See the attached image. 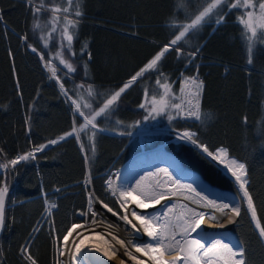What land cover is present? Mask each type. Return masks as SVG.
<instances>
[{
  "label": "trees",
  "instance_id": "obj_1",
  "mask_svg": "<svg viewBox=\"0 0 264 264\" xmlns=\"http://www.w3.org/2000/svg\"><path fill=\"white\" fill-rule=\"evenodd\" d=\"M41 2L32 0L36 6ZM210 2L73 0L68 5L66 0H43L49 9L69 8L67 14H57L56 20L51 11L34 16L25 0H0L3 14L0 21V163H7L41 144L48 145L43 152L36 153L35 159L7 171L0 169V185L4 178L9 188L1 235V264H30L20 253L25 245H30L28 251L37 264H57L59 241L56 237L62 240L72 223L88 217L90 190L99 200L115 206L105 186L110 172L122 166L137 150L158 145L169 137L163 133L139 136L136 134L139 129L191 128L200 143L209 149L226 147L231 156L246 164L249 191L264 222V36L258 30L252 62L248 63L244 27L238 19L244 15L243 10L225 8L220 13L224 15L221 23L216 22V16L207 19L180 42L184 55L178 58L175 49L170 50L159 62L158 71L146 72L126 89L115 106L97 118L100 128L114 133L96 130L95 153L87 141L90 132H82L79 142L67 137L54 145L48 143L71 131L74 124L79 129L83 123L69 109L57 82L49 76V67L55 68L59 82L72 97L76 100L83 97L82 108L86 102L98 110L178 34L181 24L190 23ZM77 10L83 15L76 17L73 13ZM65 15L67 20L78 21L75 27L68 26L74 37L70 49L62 36ZM24 36L28 37L27 41ZM197 49L195 58L189 62L187 54ZM61 57L76 72L69 73L59 63ZM195 69L199 81H203L201 108L211 114V119L201 122L176 117L170 121L168 115L175 117L171 109L155 119H144L148 110L140 105L145 102V89L149 99L153 94L159 98L162 92L156 84L159 79L161 83L167 81L178 96L183 78ZM88 85H92L93 97L88 96ZM137 121L140 123L136 124ZM166 147L205 177L232 187L230 178L194 146L171 141ZM89 176L90 186L85 183ZM236 187L237 191L232 189L241 199ZM241 203V216L234 218L230 229L246 248V264H264V242L255 230L246 201ZM49 205L56 206L51 216L46 215Z\"/></svg>",
  "mask_w": 264,
  "mask_h": 264
},
{
  "label": "snow or ice",
  "instance_id": "obj_2",
  "mask_svg": "<svg viewBox=\"0 0 264 264\" xmlns=\"http://www.w3.org/2000/svg\"><path fill=\"white\" fill-rule=\"evenodd\" d=\"M66 2L68 5H71L73 0H66ZM25 3L32 8L34 16H39L42 11H51L53 19L58 20L59 16L57 14L61 12L67 14L69 12V8L67 7L64 9H61L58 6L50 9L46 8L43 4V0L40 6L34 5L32 0H25ZM225 8L229 11L243 10L244 12V15L238 17V19L244 27L245 40L247 42L246 50L249 56L248 63H251L254 45L257 42L258 30L261 36H264V0H211L210 3H207V6L198 11V14L194 15V18L191 19L190 23L181 24V30L178 31V34H176L168 44L164 45L161 50L140 69L139 72L128 80L127 83H125L118 91L113 92L98 110H94L92 105L86 102L83 104L82 108V96L79 100H71L76 113L82 118L83 123L80 125L79 129L74 124L71 131L64 133L58 138V140H50L48 143L54 145L59 141L65 140L67 137H74L79 142L82 132H90V135H87V141L91 147V151L95 153V136L96 130L98 129L96 123L97 118L105 116L115 106L121 97V94L132 86L138 78H143L146 72L158 71L159 62L166 53L170 52V50L175 49L178 58L184 55L179 47L180 42L185 40L189 33L197 30L202 23L206 22V20L212 16H216V22L221 23L224 20V15H221L220 13ZM73 14L76 17L83 15L79 10L75 11ZM2 20L3 14L0 12V21ZM65 20L66 23L62 36L66 38L68 48L70 49L74 37L68 31V26L71 25L75 27L78 21L67 20L66 15ZM37 27H39V25H37ZM53 31H55V27H53ZM49 35H51V33H49ZM23 39L27 41L28 37L24 36ZM44 43L45 46H47L48 41L45 39ZM32 51L35 52L36 48H32ZM198 51L199 49L187 54L190 57L189 62L195 58ZM71 55H75V53H71ZM59 63L64 65L69 73L76 72V68L71 63L65 61L62 57L59 59ZM52 75L55 79L59 80V77L56 76L55 68H52ZM18 83L19 81L17 80V84ZM156 84L162 89L159 98L153 94L149 99L148 90L145 89V102L140 105L141 108H147L148 110V115L145 116L144 119H148L149 117L155 119L156 116L168 113L170 109L175 112V117L168 115L170 121L176 117L194 119L201 122L212 118L211 114H206L202 111L200 96L203 89V81L198 82V77L185 78L183 85L179 90V96L172 92L171 85L167 81L161 83V81L157 79ZM189 86L196 89V91L188 92V95L193 97L192 99H186L185 97L186 88ZM60 87L64 91V94L67 95V90L64 89L62 83L60 84ZM79 87L83 88L84 86L80 85ZM87 92L89 97L95 95L92 90V85L87 86ZM244 122L247 123L246 117L244 118ZM139 123L140 121L136 122V124ZM179 139L196 145L197 148L202 150L207 157L226 167L238 183L241 193V201H246L247 210L250 213L252 221H254L255 230H257L258 236L261 240L264 241V222H262L261 217L258 215L253 194L249 191L246 164L232 158L226 147L221 146L214 151L209 150V147L206 144L200 143L196 133L192 131L186 130L182 132ZM47 146V144H41L38 147H35L32 151L23 155H18L7 163H0V169L7 171L10 168L14 169L15 166L21 162L35 159L36 153L43 152ZM83 148L84 144L81 143L82 151ZM0 155H2V149H0ZM85 158L87 160V154H85ZM174 171H176L179 176L184 175V170L178 166L174 168ZM158 173H163L167 177V180H157L150 186L144 185L145 180L156 176ZM85 183L90 184V178L86 179ZM107 186L111 195L117 197V189L113 188L111 180L107 181ZM8 191L7 183L0 186V228H3L5 223L6 197ZM183 192L188 193L186 197L187 200L192 201L195 205H202L203 208L198 209L195 206L189 207L188 204H180L179 207L182 211L177 214L175 211L177 204L169 203L163 213L151 217L141 215L135 209L131 211V216L142 226L143 233L152 240L151 243L143 245L133 243L132 249H134L136 253H143L145 257L150 258L152 264H246V248L242 242L238 241V246H236L231 242L226 243L223 239L209 237L208 234L200 235L198 233V230L200 232L204 231L201 225L206 214L213 216V218H217L215 216L216 211L224 213L226 210H230L235 213L237 217H240V203L232 204L231 202H225L222 198H210L209 195L205 194V190H198L197 184L186 183L182 179H178L177 176L173 175V171H170L169 168H159L155 172H147L143 176H140L139 179L135 180L134 186H124L118 190V199L120 201L119 206L121 209L125 210V214L120 218L130 225L136 233H140L141 229L137 228V225L128 217L126 206L129 201L134 203L139 209H147L154 205H160L162 201L168 200L170 196L174 197L177 196L178 193ZM94 199L108 212H113V209L110 208L108 204L104 203L103 200L94 198L92 193H89V211L93 217L97 215V213L92 210ZM54 207L56 206L49 205L46 208V212L49 216H51L52 208ZM93 223H95V220ZM82 227L83 225L73 224L71 228L67 230V234L62 237V240L56 237L59 241V256L63 257L67 254L70 257L68 264H83L81 257L83 256V249L89 247V245L86 244L89 237L79 238L82 234L77 233L79 242L77 243L76 240H73V248L68 247L70 237L73 236L74 232H77V229ZM35 231H38V229ZM193 233L198 234L197 236H193ZM119 243L123 245L124 241L120 240ZM29 247L30 245L23 246L20 249V253L30 262V264H37L36 259L28 251ZM90 248L93 251L101 252L105 257L109 258H114L116 254L115 252L109 251L108 248L102 247L98 244H92ZM168 252H175L177 254L173 256L171 260H167L165 259V254ZM125 255L130 257L135 264H146L145 260L139 259L136 255H133L131 250H126ZM57 264H60L59 260ZM121 264H123V262H121Z\"/></svg>",
  "mask_w": 264,
  "mask_h": 264
},
{
  "label": "bare ground",
  "instance_id": "obj_3",
  "mask_svg": "<svg viewBox=\"0 0 264 264\" xmlns=\"http://www.w3.org/2000/svg\"><path fill=\"white\" fill-rule=\"evenodd\" d=\"M52 68L49 67L50 73L52 74ZM57 76V74H56ZM160 130V129H159ZM156 130V131H159ZM160 130V132H165ZM177 130V129H176ZM170 131L169 134L173 136V140L175 141H182L179 139V136L182 132L186 130H168ZM191 131V130H188ZM194 132V131H192ZM190 143L188 141H185ZM192 144V143H190ZM194 145V144H192ZM197 150L202 152L196 145H194ZM211 150V149H209ZM213 151V150H211ZM203 153V152H202ZM203 155V154H202ZM206 155V154H205ZM232 157V156H231ZM235 158V157H232ZM211 159V158H210ZM236 159V158H235ZM212 160V159H211ZM215 162L218 167L224 171L225 174L230 176L235 182V178L231 175V173L226 169L224 165ZM179 167L184 170V175L179 176L177 172L174 171V168ZM159 168H169L170 171H173V175L177 176L178 179H182L186 183H195L198 185V190H205V194L209 195L210 198H222L225 202H231L232 204L240 203L241 199L240 196L232 189H227L220 187L218 185L213 184L210 180H208L204 175L194 169L189 168L181 158L173 151L168 150L165 146H159L156 149H149L140 151L137 154L132 155L122 166L119 168L114 169L110 172L105 180V184L107 186V181L111 180L113 184V188L117 189V197H114L120 205V201L118 199V190L124 186H134L135 180L139 179L140 176H143L147 172H155ZM165 181L167 177L163 173H158L154 177H150L144 181L145 186H150L155 183V181ZM238 186V183L236 182ZM108 187V186H107ZM239 188V186H238ZM109 190V189H108ZM89 193H92L94 198H97L94 194L93 190H90ZM188 193H178L177 196H170L168 200L162 201L160 205H154L147 209H139L137 206L129 201L127 207V214L129 219H132L133 223L137 225V228L141 229L140 233H136L134 229L131 228L122 217L125 214V210L121 209V213L113 209V212H108L104 209L96 200H93L92 210L97 213V221L93 223V221L80 220L78 222H74L71 224H79L83 225L82 228L77 229V232L73 233V236L69 239V248H73L72 241L76 240L79 242L77 237V233L82 234L79 238L89 237L86 241V244L89 247L83 249V256L81 259L83 260V264H92L89 259L90 253L93 251L91 250L90 246L92 244H98L102 247H106L111 252H115L114 258L105 257L101 252L100 255L109 263V264H135V262L128 256L125 255L126 250H131L133 255H136L139 259L145 260L146 264H152L150 258L145 257L143 253H136L134 249H132L133 243L138 244H147L151 243L152 240L142 231V226L139 224L131 216L132 210H137L141 215H147L149 217L153 215H159L166 210V207L169 203H176V213L179 214L182 209L179 207L180 204H188L189 207H197L198 209H202V205H195L192 201L186 199ZM115 207V206H114ZM120 207V206H119ZM117 208V206H116ZM88 210H89V197H88ZM215 216L217 218H213L211 215H205L203 223L201 225L203 232L198 230L200 235L208 234L209 237H216L223 239L226 243L231 242L233 245L238 246V241L241 242L237 236V234L230 229V223L236 217L235 213L231 212L230 210H226L224 213H220L219 211L215 212ZM69 227V229L71 228ZM198 233H193V236H197ZM67 232L65 233V235ZM120 240L124 241V244L121 245L119 243ZM177 253L175 252H168L165 254V259L171 260L173 256ZM70 261V257L66 254L62 257V264H68Z\"/></svg>",
  "mask_w": 264,
  "mask_h": 264
},
{
  "label": "water",
  "instance_id": "obj_4",
  "mask_svg": "<svg viewBox=\"0 0 264 264\" xmlns=\"http://www.w3.org/2000/svg\"><path fill=\"white\" fill-rule=\"evenodd\" d=\"M154 129V130H153ZM153 129H150V132L152 133H158L156 130L158 129H166V130H176L174 128H170V127H158V128H153ZM98 130L102 131V132H106V133H114L112 131H109V130H106V129H102L98 126ZM160 133H163V134H168V133H165V132H160ZM171 141H174L172 137H168L166 138L165 140H163L162 143L158 144V145H155V146H150V147H147V148H143V149H140V150H137L136 152H134L132 155L134 154H137L139 153L140 151H143V150H149V149H156L158 148L159 146H165L166 147V144H168L169 142ZM185 142V141H184ZM187 143V142H186ZM190 144V143H188ZM192 145V144H190ZM194 146V145H192ZM195 147V146H194ZM167 148V147H166ZM196 148V147H195ZM169 150V149H168ZM199 151V150H198ZM202 153V152H201ZM204 156H206L204 153H202ZM132 155H130L129 157H131ZM128 157V158H129ZM207 157V156H206ZM127 158V159H128ZM209 158V157H207ZM210 159V158H209ZM211 160V159H210ZM213 162V160H211ZM243 161V160H242ZM244 162V161H243ZM215 163V162H213ZM216 164V163H215ZM217 165V164H216ZM218 166V165H217ZM221 170V169H220ZM90 178V176L88 177V179ZM5 183V179L3 178L2 182H1V185L2 186L3 184ZM9 189V188H8ZM8 197H9V191H8V194H7V197H6V208H7V203H8ZM6 211V210H5ZM254 222V221H253ZM240 223V222H239ZM4 227V226H3ZM2 231H3V228H0V264H1V260H2V256H1V235H2ZM264 242V241H263ZM89 259L90 261L92 262V264H109L101 255L99 252L97 251H92L90 253V256H89Z\"/></svg>",
  "mask_w": 264,
  "mask_h": 264
},
{
  "label": "rangeland",
  "instance_id": "obj_5",
  "mask_svg": "<svg viewBox=\"0 0 264 264\" xmlns=\"http://www.w3.org/2000/svg\"><path fill=\"white\" fill-rule=\"evenodd\" d=\"M52 79H54L56 82H58V80L57 79H55L54 77H53V75L50 73V75H49ZM186 77V76H185ZM184 77V78H185ZM184 78H183V80H184ZM182 85H183V81H182ZM181 85V86H182ZM68 107H69V109L71 110V112H76L75 110H74V108H73V105H68ZM168 127H170V126H168ZM150 129H153V128H149V129H139V130H137L136 131V134H138L139 136L140 135H143V134H146V133H151L150 132ZM184 130H191V131H194V130H192L191 128H183ZM154 130V129H153ZM159 130V129H158ZM180 130H182V129H180ZM180 130H175V131H180ZM162 131H166L168 134V136L169 137H172L173 138V136L172 135H170L169 134V132L170 131H168V130H166V129H163ZM183 131V130H182ZM158 133H160V130L159 131H157ZM194 133H195V131H194ZM173 142H180V141H173ZM184 142V141H183ZM168 149V148H167ZM170 150V149H169ZM172 151V150H171ZM200 152V151H199ZM201 153V152H200ZM202 154V153H201ZM233 157V156H232ZM238 160V159H237ZM239 161V160H238ZM240 162V161H239ZM187 165V164H186ZM189 168H191V169H194V170H197V171H199L197 168H195V167H192V166H189V165H187ZM222 171V170H221ZM200 172V171H199ZM223 172V174L224 175H226L227 177H229L230 178V180H231V182H232V184H231V186L232 187H230V186H224V185H222V184H218V183H216L215 181H212V180H210L209 178H207L208 180H210L213 184H215V185H218V186H220V187H223V188H227V189H235L236 191H237V187H236V182L230 177V176H228L227 174H225L224 173V171H222ZM205 177V176H204ZM88 179V178H87ZM89 186H90V184H89ZM105 186H106V184H105ZM106 189L108 190V187L106 186ZM232 189V190H233ZM234 190V191H235ZM108 192L110 193V191L108 190ZM237 193V192H236ZM240 196V195H239ZM114 198V197H113ZM51 201V200H50ZM114 202H115V207L114 206H111V205H109L108 203H106V204H108L109 205V207L110 208H112V209H115L116 211H118V212H120L121 213V209H119L120 207H119V205H118V203H117V201H116V199L114 198ZM243 202V201H242ZM105 203V202H104ZM53 204V203H52ZM242 204V203H241ZM244 204H245V201H244ZM116 206H117V208H116ZM87 214H88V217L87 218H84V220H86V219H88L89 221H97V218H98V216L96 215L95 217H94V219L93 220H91V212L89 211V210H87V212H86ZM85 212H84V215L86 214ZM59 246V245H58ZM57 256H58V260L60 261V264H62V257L61 256H59V253H58V250H57Z\"/></svg>",
  "mask_w": 264,
  "mask_h": 264
},
{
  "label": "built area",
  "instance_id": "obj_6",
  "mask_svg": "<svg viewBox=\"0 0 264 264\" xmlns=\"http://www.w3.org/2000/svg\"><path fill=\"white\" fill-rule=\"evenodd\" d=\"M187 77H198V74H197V69H195V71L193 72V73H191V74H189V75H187L185 78H187ZM184 78V79H185ZM184 81V80H183ZM198 82H199V77H198ZM57 84H58V88H59V90H60V93H61V95H62V97L64 98V100H65V102L67 103V105H73L72 104V102H71V100H73V99H75L74 97H72V95H70L68 92V94L67 95H65L64 94V91L61 89V87H60V82L58 81L57 82ZM65 89V88H64ZM189 91H196V89L194 88V87H192V86H189V87H187L186 88V91H185V97H186V99H192L193 97H191L190 95H188V92ZM180 95V92H179V94H178V96ZM71 98V99H70ZM179 102V101H178ZM73 108H74V105H73ZM75 109V108H74Z\"/></svg>",
  "mask_w": 264,
  "mask_h": 264
}]
</instances>
